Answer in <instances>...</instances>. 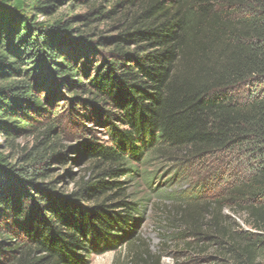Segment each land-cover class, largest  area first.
<instances>
[{"label":"trees","instance_id":"obj_1","mask_svg":"<svg viewBox=\"0 0 264 264\" xmlns=\"http://www.w3.org/2000/svg\"><path fill=\"white\" fill-rule=\"evenodd\" d=\"M0 135V264L131 243L149 161L173 184L212 173L176 238L215 248L208 264H264V0H0Z\"/></svg>","mask_w":264,"mask_h":264},{"label":"rangeland","instance_id":"obj_2","mask_svg":"<svg viewBox=\"0 0 264 264\" xmlns=\"http://www.w3.org/2000/svg\"><path fill=\"white\" fill-rule=\"evenodd\" d=\"M87 125L92 127L93 135L101 139L106 138L105 130L88 123ZM2 140L0 135V143ZM31 141V137L21 139L22 143H31ZM69 142L72 144L77 141L69 137ZM157 164L159 163L149 161L141 165L143 174L155 175L152 182L142 179L129 180V188L133 195L146 202L141 204L144 213L140 217L136 237L131 243L124 244L116 250L93 255L90 264H136L138 261L141 263L140 260L135 259V253L146 259V264H155L156 261L158 264H208L207 260L217 255L215 248H209V245H204L203 248L195 244L185 245L186 241L176 238V233L181 229V222L176 218L179 214L175 211L179 206H184L183 198L187 196L188 184L197 181L205 174L208 176L212 174L206 167L208 163L196 164L193 170L186 172L185 181L176 184L170 181L173 167L166 163L162 166ZM84 166L86 165L83 162L79 165L71 164L65 172L78 177L84 173ZM71 182L69 178L63 181L72 188ZM232 217L243 229H249L244 223L245 214H235Z\"/></svg>","mask_w":264,"mask_h":264}]
</instances>
